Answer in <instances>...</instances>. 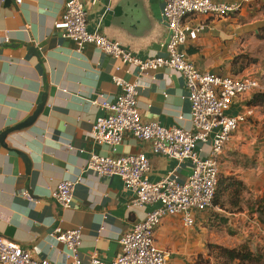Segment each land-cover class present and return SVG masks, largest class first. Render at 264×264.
<instances>
[{"label":"crops","instance_id":"obj_1","mask_svg":"<svg viewBox=\"0 0 264 264\" xmlns=\"http://www.w3.org/2000/svg\"><path fill=\"white\" fill-rule=\"evenodd\" d=\"M81 1L88 11L90 29L119 39L141 59L165 55L169 33L161 15L162 0H144L155 31L148 38L130 42L124 33L104 28L103 15L118 0H95L94 4L93 0ZM66 2L12 0L10 6L0 4V135L27 121L43 104L31 126L8 136L7 148L0 143V236L51 264H71L66 247L52 234L56 228H81L82 261L87 263L94 255L110 261L121 252V236L143 221L152 208L128 207L132 194L124 189L121 178L99 177L88 170L90 156L119 158L145 153L152 164V180L166 176L176 163L153 154L149 144L139 142L131 134L125 136L117 151L97 145L93 125L104 114L99 102L117 99L121 89L115 78H119L137 84L138 108L144 121L184 129L192 128L191 103L184 78L170 68L140 72L136 66L122 64L92 45L78 50L55 29ZM197 22H203L206 29L198 40L189 41L184 50L200 70L235 77L264 74V51L247 49L250 37L264 31V0H248L239 13L230 17L193 20ZM245 55L256 63L239 59ZM249 99L237 100L230 115L248 106ZM254 119L249 125L257 135ZM246 128L243 136H236L227 149H243L244 142L251 137ZM204 147L203 155L207 156ZM239 174L246 188L260 199L264 194V177H256L255 181L248 179L251 175L244 178ZM177 175L184 181L188 165H182ZM62 181H71L75 186L72 206L67 209L52 197ZM248 214L257 221L249 211H240L232 220L244 223ZM202 217L193 229L184 227L179 217L163 221L156 242L169 255L168 264H197L201 254L208 255L210 244L206 242L209 245L204 253L201 234L207 228V232L212 231L213 244L217 230L213 219L210 224Z\"/></svg>","mask_w":264,"mask_h":264},{"label":"built area","instance_id":"obj_2","mask_svg":"<svg viewBox=\"0 0 264 264\" xmlns=\"http://www.w3.org/2000/svg\"><path fill=\"white\" fill-rule=\"evenodd\" d=\"M162 1L161 15L169 37L165 55L153 58L141 59L121 41L99 29H90L88 11L81 0H67L61 18L55 24V29L72 41L78 50L92 45L122 64L136 66L140 72L164 67L178 72L184 78L191 103V129L144 121L138 108L137 84L115 78L121 93L115 101L99 102L104 114L93 125L95 143L117 151L125 136L131 134L139 142L149 144L153 154L176 163V166L166 176L152 180V164L145 153L119 158L92 154L87 169L99 177L121 178L124 189L132 194L128 207L149 206L152 209L143 221L121 236V252L110 261L94 255L84 263L79 254L82 229L63 231L56 228L52 237L66 247L71 264H168L169 255L156 242L157 230L168 217H179L184 227L193 229L199 218L213 209L221 175V158L240 129L243 126L251 128L246 125L251 124L257 108L244 106L236 115H230V111L237 100L250 97V101L254 94L264 93V74L235 77L202 71L184 50L189 41L198 40L206 29L203 22L193 23V20L230 17L239 13L248 0L232 3ZM205 145L211 147L207 156L203 155ZM184 164L188 165V176L182 181L177 171ZM74 191L73 182L62 181L52 197L67 209L72 206ZM0 264L51 262L0 236Z\"/></svg>","mask_w":264,"mask_h":264},{"label":"rangeland","instance_id":"obj_3","mask_svg":"<svg viewBox=\"0 0 264 264\" xmlns=\"http://www.w3.org/2000/svg\"><path fill=\"white\" fill-rule=\"evenodd\" d=\"M247 49L252 52H262L264 51V31H261L258 35L250 37L248 41ZM250 53H247L249 55ZM244 57L239 58L243 62L251 63V60ZM256 63V62H255ZM254 116V115H253ZM254 120L257 124V135L254 132L253 128H246L251 137L247 142H244L243 149L230 151L231 149H227L221 158V172L224 175L232 176L240 179V174L244 175V178L255 180L256 177L263 178L264 177V110L257 108L256 114L254 116ZM255 123L252 121V124ZM247 124L246 126H248ZM244 127V126H243ZM243 127L241 128V132L237 135L239 138L243 136ZM260 128V129H259ZM236 138L235 140H238ZM211 147L209 145H205V152L209 153ZM238 149V148H235ZM250 171H253L254 175L251 174ZM256 181V180H255ZM255 199L254 194H252L248 189L243 194V202L241 204L243 210L249 211L252 215L253 213L249 210V202ZM229 196L225 195L223 198L224 209L217 208L216 211L212 214V209L206 212L203 217L206 218V222L212 224V219L216 222V230H217V241L216 245L235 248L241 245H247L250 251L253 253V261L247 262L245 264H264V229L256 219L252 218L253 216H249L244 223L240 222L237 224L232 218H235L234 215L238 214L240 211H237L229 203ZM222 210V211H221ZM232 214V215H231ZM256 215V214H255ZM220 216H228L229 223L225 224L223 222L224 217ZM202 217V218H203ZM222 218V219H221ZM257 218V216H256ZM207 223V224H208ZM236 224V225H235ZM208 229V228H207ZM206 231L202 232V251L206 252V245L211 246L212 250V231L209 233ZM209 234V235H208ZM208 235V237H207ZM208 242L209 244H206ZM209 246L207 249L209 250ZM200 257V261L202 264H218L217 260L212 256L209 259V256H205L204 254ZM238 264V263H236Z\"/></svg>","mask_w":264,"mask_h":264},{"label":"trees","instance_id":"obj_4","mask_svg":"<svg viewBox=\"0 0 264 264\" xmlns=\"http://www.w3.org/2000/svg\"><path fill=\"white\" fill-rule=\"evenodd\" d=\"M251 62L254 61L251 60ZM248 105L250 107H256L264 110V93L254 94ZM245 191H247V188L242 180L232 176L224 175V173L221 172L213 202L214 207L212 209V213H214L215 208L217 209L220 207V209H224L225 204L223 202V198L225 195L229 196L230 205L236 208L237 211H242L243 208L241 204L243 202V194ZM248 208L253 214H256L258 223L264 229V194L260 199L250 201ZM228 221L229 219L224 217L223 222L228 224ZM214 224L215 226L217 225L215 221ZM208 256L209 259L211 256L212 258L214 257L218 264H245L247 262L253 261V253L246 244L235 248L212 244V250L211 246H209ZM200 257L202 256H199V259ZM199 259L197 264H202Z\"/></svg>","mask_w":264,"mask_h":264},{"label":"water","instance_id":"obj_5","mask_svg":"<svg viewBox=\"0 0 264 264\" xmlns=\"http://www.w3.org/2000/svg\"><path fill=\"white\" fill-rule=\"evenodd\" d=\"M1 2L5 3V6L12 5V0H0V4ZM147 12L149 11L145 6L144 0H118L112 9L105 12L102 21L105 29L124 33L125 39L130 42V39L133 41L136 38H148L155 31L154 22ZM135 25L138 26L137 30L134 27ZM43 102H45V99H43ZM42 107L43 104L24 123L2 132L0 135L1 145L7 148L6 139L8 136L31 126L37 119ZM22 158L26 160L25 156Z\"/></svg>","mask_w":264,"mask_h":264}]
</instances>
